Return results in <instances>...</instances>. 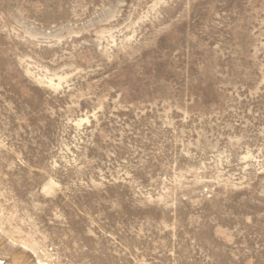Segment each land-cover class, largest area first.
<instances>
[{
	"label": "rangeland",
	"instance_id": "374dc122",
	"mask_svg": "<svg viewBox=\"0 0 264 264\" xmlns=\"http://www.w3.org/2000/svg\"><path fill=\"white\" fill-rule=\"evenodd\" d=\"M0 264H264V0H0Z\"/></svg>",
	"mask_w": 264,
	"mask_h": 264
}]
</instances>
